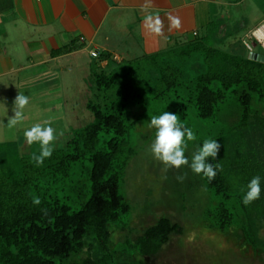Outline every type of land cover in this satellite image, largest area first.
I'll return each mask as SVG.
<instances>
[{
  "label": "trees",
  "instance_id": "16d2710c",
  "mask_svg": "<svg viewBox=\"0 0 264 264\" xmlns=\"http://www.w3.org/2000/svg\"><path fill=\"white\" fill-rule=\"evenodd\" d=\"M106 59L104 53L97 57ZM88 79L93 99L86 108L93 121L72 132L42 165L33 156L19 157L13 144H0V264H145L172 235L182 234L178 224L162 217L130 245L136 260L122 261L110 248L111 226L125 229L122 217L131 211L120 192L133 155L126 148L128 116L150 102L166 101L178 102V111L193 109L199 120L210 119L217 127L222 147L211 161L217 175L211 182L203 178L214 197L211 215H206L211 228L223 234L230 230L234 203L244 217L245 242L264 252L259 235L264 190L251 204L241 202L248 181L264 177V166L241 158L237 162L221 142L225 133L264 115V61L193 41L112 65L109 72H91ZM85 251L87 257L75 260Z\"/></svg>",
  "mask_w": 264,
  "mask_h": 264
},
{
  "label": "rangeland",
  "instance_id": "374dc122",
  "mask_svg": "<svg viewBox=\"0 0 264 264\" xmlns=\"http://www.w3.org/2000/svg\"><path fill=\"white\" fill-rule=\"evenodd\" d=\"M237 55H240L239 52ZM245 59H249V54ZM92 62L86 55L77 62L70 59L65 63L67 68L62 73L55 72L46 85H41L40 80L39 85H24L14 93L0 97V103L7 108L5 116V110L0 105V144L11 143L19 157H32L39 153V145L27 144L24 131L41 124L54 128V147L63 148L72 132L93 121L86 108L87 102L93 99L89 74L112 69L109 61H105L106 65ZM47 87L52 90L45 89ZM18 93L28 96L29 103L23 109L22 120L13 126L8 119L14 115L13 101ZM163 111L176 112L179 119L196 134V141L189 142L185 152L189 160L197 145L205 139H216L217 127L210 119L199 120L191 108L178 111L176 101L150 102L148 107L132 110L127 122L126 148L133 155L124 171L120 188L131 211L122 217L125 229L111 226L110 248L117 250L122 261L136 260L130 245L135 244L147 228L166 217L178 224L183 233L172 235L157 255L144 259L145 264H264V252L245 242L244 217L237 205L230 204L234 219L232 227L225 234L219 233L206 220V215H211L214 197L207 191L203 179L187 167L170 169L165 174L160 163L152 158L148 147L155 130L148 124L152 116ZM221 142L230 155L237 158V162L241 158L249 164L264 166V115L253 116L246 127L225 133ZM179 176L184 179L179 180ZM261 224L259 235L264 238V217ZM85 257L86 251L75 260L81 261Z\"/></svg>",
  "mask_w": 264,
  "mask_h": 264
},
{
  "label": "crops",
  "instance_id": "0c3cea01",
  "mask_svg": "<svg viewBox=\"0 0 264 264\" xmlns=\"http://www.w3.org/2000/svg\"><path fill=\"white\" fill-rule=\"evenodd\" d=\"M193 41L264 56V0H0V97L93 52L116 67Z\"/></svg>",
  "mask_w": 264,
  "mask_h": 264
},
{
  "label": "clouds",
  "instance_id": "9594fccd",
  "mask_svg": "<svg viewBox=\"0 0 264 264\" xmlns=\"http://www.w3.org/2000/svg\"><path fill=\"white\" fill-rule=\"evenodd\" d=\"M28 96L18 93L13 101L12 111L14 115L8 119L15 126L23 118V109L28 105ZM7 115V108L4 103H0ZM148 126L155 130V135L151 141L148 151L152 158L160 163L163 172L166 174L170 169L180 170L187 167L194 175L206 178L211 182L217 175L218 167L211 161H215L220 150L221 143L218 139H205L202 144L196 146V150L191 155V159L185 155L189 142H195L197 137L194 131L187 127L178 117L176 112L163 111L160 115L150 118ZM27 144H38L39 153L33 155V160L37 166L52 156L55 150L54 141L56 139L55 130L52 126L35 124L24 131ZM183 180V176L178 177ZM262 183L264 177L253 176L246 185V191L242 197V204L245 206L260 199L262 193ZM35 203L39 204L37 199Z\"/></svg>",
  "mask_w": 264,
  "mask_h": 264
},
{
  "label": "water",
  "instance_id": "95a60500",
  "mask_svg": "<svg viewBox=\"0 0 264 264\" xmlns=\"http://www.w3.org/2000/svg\"><path fill=\"white\" fill-rule=\"evenodd\" d=\"M249 59L250 60H254V61H261V62H263L264 61V56L257 55V54H254V53H250L249 54Z\"/></svg>",
  "mask_w": 264,
  "mask_h": 264
},
{
  "label": "built area",
  "instance_id": "2783aa9c",
  "mask_svg": "<svg viewBox=\"0 0 264 264\" xmlns=\"http://www.w3.org/2000/svg\"><path fill=\"white\" fill-rule=\"evenodd\" d=\"M249 50H250V49H249ZM90 55H91V57H93V58H97V57L99 56V54L96 53V52L90 53Z\"/></svg>",
  "mask_w": 264,
  "mask_h": 264
}]
</instances>
